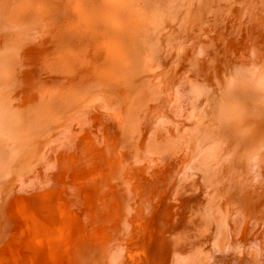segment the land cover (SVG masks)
I'll return each instance as SVG.
<instances>
[{
  "label": "bare ground",
  "instance_id": "bare-ground-1",
  "mask_svg": "<svg viewBox=\"0 0 264 264\" xmlns=\"http://www.w3.org/2000/svg\"><path fill=\"white\" fill-rule=\"evenodd\" d=\"M229 1L215 0V5L209 7L208 23L203 26V16L194 6L196 0H169L162 9L164 16L156 13L153 6L155 13L143 19L131 15L145 12L142 3L147 0H111L114 14L110 20L115 24L106 23L108 31L104 30L93 40L82 37L83 47H68L65 51L69 54L60 55L56 62L46 66L48 74L54 73V69L59 71L60 67L62 71L72 72L71 82L58 94L62 97L63 92L68 91L73 96L78 92V100L84 101L82 109L89 113L88 117L84 116L89 122L81 127V136L75 143H78L75 152L82 157L76 167L85 186L77 188L72 195L64 176L59 179L55 200L48 198L43 206L42 200L47 198L43 196L25 209L21 198H12V206L3 200L5 196L10 200L13 195L10 191H16L23 182L13 179L15 175L6 174L3 178H11L8 185L0 180V218L8 221L4 234L0 226V264H264V2ZM41 5L33 10L38 11L35 20L38 25L43 23V14L48 10V5ZM2 18L4 24L0 26L6 32L27 21L25 14L11 18L4 17L0 11V21ZM89 23L90 19L84 21L79 32L67 33L69 38H89L84 31ZM121 27L129 33L128 37L115 32L123 31ZM30 29L40 31L38 26ZM133 29L137 33L134 34ZM195 29L199 31L198 38L202 36L204 41L192 40ZM2 35L0 30V40ZM32 35L15 42L20 43L22 49L26 48V43L36 37L30 38ZM118 39H123L126 45ZM6 48L9 51L21 49L15 45ZM103 55L110 60L97 68ZM228 64H234V70L230 71ZM160 68L176 75L165 77ZM93 75L104 77L108 82L92 84ZM48 76L51 79L46 83L54 82L55 76ZM76 77L80 79L78 88L71 87L77 82ZM99 83L100 88H97L95 85ZM35 90L23 91L24 100L28 101ZM169 94L171 101L165 102ZM64 101L65 110L71 115L69 111L75 110L77 103ZM39 102L41 116L45 117L40 123L41 129H45L62 114L55 111L46 117L47 102ZM151 103L156 106H148ZM164 106L172 121L163 114L156 117L154 112ZM122 115L128 116L126 125L120 121ZM26 124L27 120L23 121L24 132L30 130L25 128ZM122 130L126 134L118 140ZM140 130L144 137L150 134L147 143L152 145L146 146L143 138L138 143L135 140V148L133 142L125 146L129 138L127 131L139 134ZM38 132L37 135L42 133ZM180 132L187 134L180 138L177 135ZM31 135L25 140L31 139ZM36 140V148L29 153L26 162L30 160L24 162L26 168H30L32 158L41 152V140ZM174 148L179 153L172 155ZM20 150L14 144L10 151L13 156L5 150L2 159L9 157L7 164H11ZM116 155L138 158L144 167L136 174L139 164L132 166L113 161ZM57 164L62 169L61 164ZM244 164L250 170V184L244 183L238 172ZM8 167L10 165H0L1 175ZM118 168L126 169L130 180L121 187L123 192L110 193L105 183L109 177L111 189L119 187ZM18 169L16 173H21ZM53 175L54 171L48 173L49 178ZM234 181L240 187L231 195L230 190L236 187L231 185ZM97 184H105V188L96 190L95 195L90 194L87 186L93 189ZM126 187H134L138 195L131 207V218L115 210L118 206H128L122 197L128 194ZM192 191L195 195L203 192L204 199L214 203L213 212L217 217L209 221L203 216L204 208L199 201L190 198ZM91 196H98L85 218V222H91L86 230L82 225L77 228L74 223L79 217L71 219V216L81 208L80 197L85 201ZM49 203L64 210L65 215L46 229V223L38 217L32 222V215L35 206L36 211L43 206L42 211L51 214L52 210L46 212ZM104 203L109 204L108 208L98 213ZM189 208L193 213L187 220ZM190 220L199 221L202 227L201 242L194 250L183 243L186 242L183 239L185 228L190 225L189 230H193L194 227ZM92 226L97 229L92 230ZM117 235L133 241L129 246L117 243L114 246L112 242ZM183 246L185 249H175ZM133 251L139 253L138 258L130 257Z\"/></svg>",
  "mask_w": 264,
  "mask_h": 264
},
{
  "label": "rangeland",
  "instance_id": "rangeland-1",
  "mask_svg": "<svg viewBox=\"0 0 264 264\" xmlns=\"http://www.w3.org/2000/svg\"><path fill=\"white\" fill-rule=\"evenodd\" d=\"M204 2L196 0L195 2V8L197 9V13L199 15L203 16V19L205 23H203V26H206L208 23V19L210 18L209 15V7L215 5V0H203ZM234 0H230V3H234ZM237 3L243 4L245 1L249 0H236ZM259 2H264V0H256ZM169 3V0H147L146 3H142L145 7V12H140L134 15H131L135 18L143 19V17L147 18L149 15H153L155 13V10L153 9V6L156 8V13H160L162 15V9L165 8ZM43 6L48 5L47 12H44V21L41 24H37L35 21L37 19L38 11H33L34 8H36L37 5ZM78 7H74V6ZM41 5V7H43ZM103 6V7H102ZM112 6V7H111ZM0 7H3L0 9L3 16L9 15L11 18L20 14H25L27 16V21L24 25L20 27H15L11 29L10 31L6 32L5 30L1 29L2 32V38L0 40V48L3 50H0V165H10V167L3 169V172L7 171L4 175H1L0 172V180L1 182H5L6 185H8L7 181H9L11 178L10 176L3 178L6 176V174L15 175L17 177L13 176V179H16L18 181H23L16 189V191H10L13 192L12 197L10 200H8V196L3 197L4 201H7L6 203L12 206V198L13 200L21 198V205L25 209L31 206V204H34L37 202V198H42L43 196H46V199H43V206L47 204V199L49 198L51 201L55 200L57 194H58V188H60V180L64 178V176L67 177V181L69 183V186L67 187L68 190L72 191V195H75V190L79 187L85 186L84 184H81V178L79 177V171L76 167L77 165H80L82 161V157L78 156L79 153L75 152L77 151L78 143H76V138H80L81 136V127L84 125H87L89 122L87 119L89 114L86 112V109H82L84 105V101L81 99V101L78 100L77 95L68 93V91L63 92L65 95L60 97L59 91L60 89H63L64 87L68 86V83L71 82L73 76H71V71L66 70L63 68L59 69V71L48 74L46 72V69H48L46 66L50 65V62H56L57 58L60 55H67L69 53H66V49L69 47L73 48H80L85 45V43H82V37L84 40H93L95 39L99 33L107 32L108 30L105 28V24L108 22H112L110 20V17L113 18V5L111 0H0ZM151 12H149V11ZM140 16V17H139ZM147 16V17H146ZM164 16V15H162ZM209 16V17H208ZM182 17V16H181ZM180 17V18H181ZM91 20V24L89 23L87 26H84L85 33L89 36V38H86L84 36H74L73 38H69V35L67 33H74L79 32V30L83 27L84 21ZM154 19V18H153ZM168 21V20H167ZM113 23V22H112ZM242 20L240 21L239 17V24L241 25ZM0 24H4L3 18L0 21ZM115 24V23H113ZM72 25V27H71ZM226 26L225 24H223ZM33 26H38L40 29L39 33H37L35 30L30 29ZM242 27V26H241ZM123 31L115 30V32L120 35L123 38H126L129 36V33L124 29L123 27L119 28ZM66 32V33H65ZM134 34L137 33L136 30L133 29ZM37 33V34H36ZM193 39L195 40L199 37V31L198 29H195L192 31ZM28 34H33L30 38L35 39L31 43H26L28 47L23 48L20 43L15 42L20 37H25ZM201 34V33H200ZM204 37L200 36L198 38V41H204ZM30 39L28 38L27 41ZM119 40V39H118ZM128 41V39H126ZM119 42L123 45H126L123 39H120ZM71 44V45H70ZM10 45H15L17 48L18 46L21 47V49H15L12 51H9ZM202 45V44H201ZM252 45V44H251ZM250 45V46H251ZM249 46V47H250ZM235 48V47H234ZM60 53V54H59ZM59 54V55H58ZM10 55V57H9ZM32 56V58H31ZM36 57V58H35ZM49 57L55 58L53 60H49ZM110 60V59H109ZM108 57L106 55H103L99 58L98 62L100 65H98L97 68L103 67V64H107L109 62ZM79 66L80 60H78ZM163 64L162 62H159V64ZM96 63H94L95 66ZM160 64V65H161ZM230 69V71L234 70V64H228L227 65ZM96 68V67H95ZM135 69V68H134ZM137 69H135L136 71ZM159 71H163V74L165 73L164 68H160ZM230 71L227 73L229 74ZM90 73H93V70L91 69ZM88 73V74H90ZM98 74V72H97ZM226 74V75H227ZM48 75H53L55 77L54 82H49V79H51ZM91 75V74H90ZM175 76V72L171 73H165V77L167 76ZM94 77L91 79L92 84L95 83V81L99 82H105V84L108 82L107 80H104V77L96 78L98 75H93ZM181 79L184 77L180 76ZM75 79V78H74ZM77 82H74L71 87H79L80 86V79L76 77ZM100 84H96L95 86L97 88H100ZM174 85L172 81V86ZM161 86V85H160ZM36 90L33 91L34 95L29 98V100H24L22 97L23 91L28 89ZM122 93L124 91H121ZM193 97V96H192ZM171 94L165 99L166 101H171ZM69 100L70 102L77 103L75 110H70L69 112L71 115L67 113L66 105H64V100ZM77 100V101H76ZM27 101V102H26ZM47 102L48 109L46 111V117L50 115L51 113L58 111V113L62 114L59 117H62L59 119V121L56 122V120L59 118H56L54 124L45 129H41V122L45 119V117H42V110L40 108V102ZM64 101V102H63ZM170 103V102H168ZM148 106H156V103H151ZM213 106V104H212ZM167 107H162L158 112L156 113V117H160L161 114L165 115L166 118L169 121H172V118H168L167 116ZM208 109V108H207ZM217 110V109H216ZM64 113V114H63ZM153 113V114H154ZM87 116V117H84ZM111 118H113L111 116ZM120 121L124 122L128 119V116L120 117ZM172 119V120H171ZM27 120V124L25 128H30V130H27L24 132V126L23 121ZM61 120V121H60ZM205 120V119H204ZM58 123V124H56ZM264 124V120H263ZM55 126L59 127L56 131L53 130ZM21 127V128H18ZM49 127V129H48ZM49 130V131H47ZM129 130V129H128ZM42 133H39V132ZM37 132L39 133L37 135ZM31 135V139H26V136ZM75 134V136H74ZM126 134L125 130H122L121 134L117 137L118 140L122 139V137ZM183 134L187 133H177L178 137H183ZM37 135V136H36ZM49 135V136H47ZM71 135V136H70ZM169 135L172 136V130L169 131ZM47 136V137H46ZM127 136L129 143H125V146L132 145L134 146L135 140L139 139H145L146 146H151L152 144H149L147 142H150V134L143 136V133L139 132V134H134L132 131H127ZM36 138H39L41 140L39 146L42 145L41 152L37 155L35 159L32 158L31 166L30 168H26L25 164L30 160L26 162V159L29 156V153H31L36 148V143L38 141ZM80 142V141H79ZM82 143V142H81ZM9 144V146H8ZM14 144L16 147L22 149L17 152L14 159L15 161L11 164H7V160L9 157L2 159V156L6 153H4L5 150L7 152L11 151ZM128 144V145H127ZM123 146V148L126 149V147ZM12 147V148H11ZM120 147V146H119ZM135 148V146H134ZM109 149V148H106ZM118 149V147L116 148ZM111 151V150H109ZM178 151L174 148L172 150V155L176 154ZM134 153V152H133ZM133 153H129L132 155ZM179 153V152H178ZM11 154V152H10ZM117 154V153H116ZM12 155V154H11ZM13 156V155H12ZM118 157V158H117ZM128 157V158H127ZM119 157L116 155V157L113 159V161H119L120 163L125 165H134L139 164L135 171L136 174L139 170L143 169V165H140L138 158L133 157ZM26 162V163H24ZM59 162L62 166V169L57 164ZM23 163V167H20V164ZM243 163H245V159L243 160ZM12 167L14 168L12 170ZM19 168L18 170L21 171V173L15 171V169ZM241 170L238 171L242 175V180L244 183L250 184L252 183V177H249L248 174L250 170L248 171L247 165L240 166ZM119 170L117 173L120 175L118 177V188L114 187L111 189V183L112 180L109 179L106 180L107 184V191L108 192H123L124 187L123 185H126L127 181L130 180V177L127 178L128 172L126 173V169L123 171L120 170V168L116 169ZM54 175L53 177L49 178L48 173L52 172ZM244 172V174H243ZM246 173V175H245ZM134 175V174H133ZM117 176V175H115ZM3 178V179H2ZM61 178V179H60ZM116 178V177H115ZM60 179V180H59ZM126 179V180H125ZM134 179L135 176H134ZM123 180V181H122ZM125 180V181H124ZM15 185L17 186V183L14 181ZM116 183V182H114ZM105 184L100 185H93V189L91 186H87L90 188L91 193L95 195V191L98 189L105 188ZM26 185H29L26 186ZM62 185V184H61ZM121 185V186H120ZM233 187H235L234 190H230V194L234 195L238 192L239 183L237 181H234L231 184ZM12 187H15L14 185H11ZM123 187V188H121ZM127 188V187H126ZM128 194L123 195V199L127 202V208H121V206L116 207L117 212H124L127 217L131 218V207L134 204L135 200L138 198V195L135 188H127ZM166 191V190H165ZM135 192V193H134ZM196 192L192 191L189 193L190 198L196 199L199 201V205L204 208V211L201 212L205 218H207L209 221L217 215L214 214L213 208L214 203L209 202L208 199L205 200L203 197V192L196 194ZM134 195V196H133ZM4 196V194L2 195ZM121 197V196H120ZM1 201V196H0ZM81 208H78L77 213H73L71 216V219H79L74 223L77 228L82 225L84 230L89 226L88 222H85L86 216L90 213V208L93 206V204L98 201V196H91L90 198L85 199L83 197H80ZM79 202V203H80ZM39 211L33 212V218L32 222H34V219L39 218V220L43 223H46V229L55 221L59 220V218H62V215L64 213V210H60L59 208H55L51 203L48 205V209L46 212L51 211V214H46L42 211V208ZM102 209H99L98 213H102L104 209H107L109 204L105 205ZM59 207V206H58ZM199 212V211H197ZM192 209H188V216H186V219L189 220L192 214ZM3 217L0 218V226L2 234L6 232V227L8 225V221L5 222L2 220ZM83 220L84 222L80 221ZM120 219V218H119ZM194 219V218H193ZM197 219V218H196ZM118 220V218H117ZM187 220H184L183 222H188ZM193 223V230H189L191 226H185L186 233L183 232L185 237L183 238L186 242H183L184 244L187 243L188 246L192 247L193 250L195 249V246L198 247L200 241V232L202 230V227L198 225V222H194L190 220ZM80 222V224H79ZM122 223V222H120ZM221 224V223H220ZM23 225V223H22ZM121 225V224H120ZM216 226L219 227L218 222L216 223ZM93 227V226H92ZM91 227V228H92ZM97 229L96 227L92 228V230ZM24 231H27L25 229ZM59 232V231H57ZM169 232H172L171 230ZM76 233V232H75ZM182 233V232H181ZM77 234V233H76ZM86 235V233L84 234ZM180 235V234H178ZM118 238L114 239L112 242L115 246V243L122 244L124 246H129L130 241L132 242V239L125 238L121 235H117ZM173 238V237H171ZM173 240V239H172ZM213 241H211L212 243ZM134 247V246H133ZM186 246H183L181 248H175L178 250L185 249ZM197 250V249H196ZM132 258H138L139 253L134 251L130 253V257Z\"/></svg>",
  "mask_w": 264,
  "mask_h": 264
}]
</instances>
